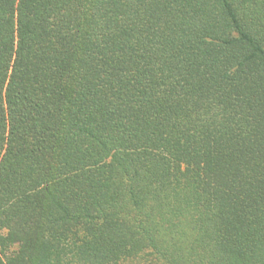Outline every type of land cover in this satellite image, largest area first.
Here are the masks:
<instances>
[{
    "label": "trees",
    "instance_id": "16d2710c",
    "mask_svg": "<svg viewBox=\"0 0 264 264\" xmlns=\"http://www.w3.org/2000/svg\"><path fill=\"white\" fill-rule=\"evenodd\" d=\"M0 264H264V0H0Z\"/></svg>",
    "mask_w": 264,
    "mask_h": 264
}]
</instances>
